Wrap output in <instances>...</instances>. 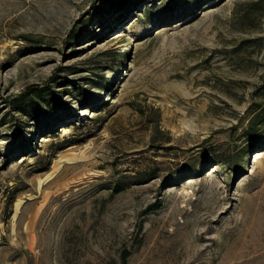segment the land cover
<instances>
[{
  "label": "rangeland",
  "instance_id": "obj_1",
  "mask_svg": "<svg viewBox=\"0 0 264 264\" xmlns=\"http://www.w3.org/2000/svg\"><path fill=\"white\" fill-rule=\"evenodd\" d=\"M0 264H264V0H0Z\"/></svg>",
  "mask_w": 264,
  "mask_h": 264
},
{
  "label": "bare ground",
  "instance_id": "obj_2",
  "mask_svg": "<svg viewBox=\"0 0 264 264\" xmlns=\"http://www.w3.org/2000/svg\"><path fill=\"white\" fill-rule=\"evenodd\" d=\"M254 154H256V158L254 159V161H256L258 158H260L261 157V154L262 153H260L259 151H257V152H254Z\"/></svg>",
  "mask_w": 264,
  "mask_h": 264
},
{
  "label": "trees",
  "instance_id": "obj_3",
  "mask_svg": "<svg viewBox=\"0 0 264 264\" xmlns=\"http://www.w3.org/2000/svg\"><path fill=\"white\" fill-rule=\"evenodd\" d=\"M126 9H127V7H126Z\"/></svg>",
  "mask_w": 264,
  "mask_h": 264
}]
</instances>
